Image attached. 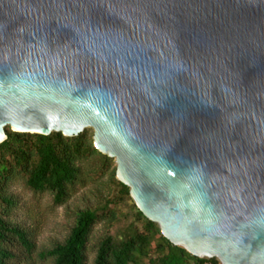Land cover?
<instances>
[{
	"label": "water",
	"instance_id": "1",
	"mask_svg": "<svg viewBox=\"0 0 264 264\" xmlns=\"http://www.w3.org/2000/svg\"><path fill=\"white\" fill-rule=\"evenodd\" d=\"M7 126L92 128L171 243L264 264V0H0Z\"/></svg>",
	"mask_w": 264,
	"mask_h": 264
},
{
	"label": "trees",
	"instance_id": "2",
	"mask_svg": "<svg viewBox=\"0 0 264 264\" xmlns=\"http://www.w3.org/2000/svg\"><path fill=\"white\" fill-rule=\"evenodd\" d=\"M6 133L7 138L0 143V264H88L86 249L92 228L100 218L97 210H79L62 241L40 248L35 229L11 217L19 206V198L9 185L22 177L29 190L48 192L53 204L62 206L77 185L84 184L82 163L98 156V171L109 172L111 181L131 199L128 186L116 178L113 158L97 150L90 129L76 136H64L61 132H17L7 126ZM133 207L142 228L119 240L112 235L101 237L92 264H219L215 258H200L174 245L162 235L156 222L145 217L135 203ZM104 209L103 214L113 221L114 210L108 208V203Z\"/></svg>",
	"mask_w": 264,
	"mask_h": 264
},
{
	"label": "rangeland",
	"instance_id": "3",
	"mask_svg": "<svg viewBox=\"0 0 264 264\" xmlns=\"http://www.w3.org/2000/svg\"><path fill=\"white\" fill-rule=\"evenodd\" d=\"M86 129L92 130V128ZM100 165L101 159L98 156L82 163L84 184L77 185L76 190L62 206H55L48 192L35 193L29 190L22 177L14 179L9 189L19 198V206L11 213V217L35 229L37 246L45 248L54 242L62 241L67 236L79 210L87 207L97 210L100 218L92 228L86 249L87 263L92 264L101 237L112 235L119 240L132 231L142 228V222L135 214L133 199L120 192V187L111 181L109 172L104 169L98 171ZM113 165L116 166L115 161ZM107 203L108 208L114 210L113 221L108 220L109 215L103 214ZM142 264L147 262L143 261Z\"/></svg>",
	"mask_w": 264,
	"mask_h": 264
}]
</instances>
